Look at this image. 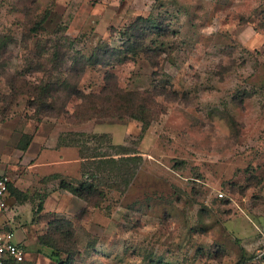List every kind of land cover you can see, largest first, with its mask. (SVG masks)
<instances>
[{
	"label": "rangeland",
	"instance_id": "rangeland-1",
	"mask_svg": "<svg viewBox=\"0 0 264 264\" xmlns=\"http://www.w3.org/2000/svg\"><path fill=\"white\" fill-rule=\"evenodd\" d=\"M138 17L170 26L163 70L139 58L112 71L130 90L172 84L180 98L166 114L146 132L133 119L38 115L27 82L60 83L98 42L118 47L112 28ZM76 37L69 62H53L52 45ZM107 71L87 68L81 88L100 90ZM0 97V165L25 198H11L7 217L25 264H264V0H0ZM73 131L108 134L90 147L119 164L85 171L79 148L59 145ZM35 137L40 151L23 163L14 153ZM134 156V176L123 174ZM90 170L103 178L99 207L60 187Z\"/></svg>",
	"mask_w": 264,
	"mask_h": 264
},
{
	"label": "trees",
	"instance_id": "trees-1",
	"mask_svg": "<svg viewBox=\"0 0 264 264\" xmlns=\"http://www.w3.org/2000/svg\"><path fill=\"white\" fill-rule=\"evenodd\" d=\"M49 15L43 17L34 26L33 32L35 35L38 34V30H41ZM111 32L112 37L119 34L120 45L116 47L109 41L98 42L90 56L81 55L80 58L74 60L76 66L68 70V74L60 80V83L41 81L30 85L27 82V87H31L30 90L34 95L32 105H34L38 115L54 119L66 117L70 120L73 119L77 124L92 120L123 123L128 119H133L139 121L142 124V131L146 132L152 123L167 113L166 103L178 101L180 94L172 87V84H166L162 87L153 86L142 91L130 90L120 85L117 74L112 71L117 66L142 58L149 62L153 68L157 69L156 75H158L163 70L161 59L166 54V51L162 49L165 45L161 42L159 43V40L168 38L171 35L170 26L165 22L159 21L155 23L148 18L138 17L133 23L123 29L116 30L113 27ZM82 38H65V43L60 40L57 44L52 45V61H60L63 64L69 62V58L74 52V45L78 46L80 43H84L79 41ZM173 51L171 48L170 53ZM97 67L108 69L104 76V84L100 90L87 93L80 86L81 80L87 68ZM73 97L80 102L71 112L69 104ZM2 101V97H0V102ZM108 136V134H88L73 131L63 134L59 139V145L78 147L80 157L85 162L84 170L86 171L87 164L90 167L94 164H98L100 167H103V164L106 166L119 164L112 155L101 154V152L97 151V148L92 149L90 147L91 143L103 144ZM109 147L114 148L115 145H110ZM139 157L134 156L133 159H130V163L122 164L123 174L134 176L137 168H132V165L136 167L135 162L141 159ZM84 175L83 181L78 186L61 182L60 187L87 202L92 207H99L106 198V193L99 189L103 178L97 176L93 170H90L88 174L85 172ZM9 187L12 197L21 201L25 200L24 194L17 190L12 182ZM41 245L56 247L55 243L53 244L52 242L42 241ZM22 247L26 251V247L24 245ZM65 252L67 253V251ZM25 263L26 261L21 263L11 261L8 264ZM58 264H69V262L58 258Z\"/></svg>",
	"mask_w": 264,
	"mask_h": 264
},
{
	"label": "built area",
	"instance_id": "built-area-1",
	"mask_svg": "<svg viewBox=\"0 0 264 264\" xmlns=\"http://www.w3.org/2000/svg\"><path fill=\"white\" fill-rule=\"evenodd\" d=\"M12 179L6 174H0V264L11 261L21 263L26 260V251L16 241V232L7 213L10 210V183ZM224 194H220L223 197ZM258 257L264 260V246L258 252Z\"/></svg>",
	"mask_w": 264,
	"mask_h": 264
},
{
	"label": "crops",
	"instance_id": "crops-1",
	"mask_svg": "<svg viewBox=\"0 0 264 264\" xmlns=\"http://www.w3.org/2000/svg\"><path fill=\"white\" fill-rule=\"evenodd\" d=\"M36 144V137L34 138V140L30 143V145L28 146V148H27V150L26 151H23V150H21V149H16V151H15V155L17 154L19 157H22L23 158V163H26L25 161L26 160H28L29 158H30V155H31V153L34 151L35 152V149H37V151L39 152L40 151V148L41 147H37V145H35ZM39 145V144H38ZM61 148L62 147H60V153H61ZM64 149H62V151H65V153L67 152V150H69L68 151V153H70L71 151H70V149L69 148H72V147H68V146H64L63 147ZM66 148V149H65ZM39 149V150H38ZM2 156H5L4 154H2ZM80 160H82V159H80ZM79 160V161H80ZM55 163V165L56 164H60V163H63L62 161H60V162H54ZM27 164V163H26ZM9 170V168L4 164V163H2L1 165H0V174H3V173H5V171H8ZM13 183V182H12ZM11 198H12V196H11ZM10 198V204H11V207H10V210L9 211H11L12 209H14L13 207H12V203H11V199ZM10 219V221H11V224H12V226H13V228H16V226H15V218H13V219H11V218H9ZM15 230V229H14ZM16 232V231H15ZM18 243L20 244V245H24L23 243H22V241H18ZM25 246V245H24Z\"/></svg>",
	"mask_w": 264,
	"mask_h": 264
}]
</instances>
